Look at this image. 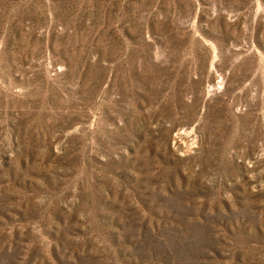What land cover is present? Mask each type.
I'll return each mask as SVG.
<instances>
[{"label": "rangeland", "instance_id": "rangeland-1", "mask_svg": "<svg viewBox=\"0 0 264 264\" xmlns=\"http://www.w3.org/2000/svg\"><path fill=\"white\" fill-rule=\"evenodd\" d=\"M0 264H264V0H0Z\"/></svg>", "mask_w": 264, "mask_h": 264}]
</instances>
